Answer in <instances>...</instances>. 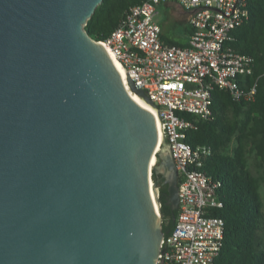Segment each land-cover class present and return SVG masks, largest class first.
<instances>
[{"label": "water", "instance_id": "95a60500", "mask_svg": "<svg viewBox=\"0 0 264 264\" xmlns=\"http://www.w3.org/2000/svg\"><path fill=\"white\" fill-rule=\"evenodd\" d=\"M101 2L0 0V264H156L153 171L178 208L155 118L84 28Z\"/></svg>", "mask_w": 264, "mask_h": 264}, {"label": "built area", "instance_id": "2783aa9c", "mask_svg": "<svg viewBox=\"0 0 264 264\" xmlns=\"http://www.w3.org/2000/svg\"><path fill=\"white\" fill-rule=\"evenodd\" d=\"M169 1L190 13L185 46L160 39L154 18L157 6ZM248 15V0H144L97 40L154 102L162 136L156 151L167 146L178 171L177 217L163 236L156 264H214L222 249L224 220L210 214L221 205L216 192L220 183L201 169L212 148L191 145L186 137L198 119L211 116L214 87L236 100L254 99L256 84L244 88L239 80L251 73L253 58L229 44L232 30Z\"/></svg>", "mask_w": 264, "mask_h": 264}, {"label": "trees", "instance_id": "16d2710c", "mask_svg": "<svg viewBox=\"0 0 264 264\" xmlns=\"http://www.w3.org/2000/svg\"><path fill=\"white\" fill-rule=\"evenodd\" d=\"M142 1L102 0L84 28L93 39H104L129 8ZM248 12V18L232 30L229 44L253 58L251 73L239 80L244 88L256 84L254 99L236 100L227 90L214 87L211 116L198 119L186 137L191 145L212 148L201 169L220 183L216 192L221 205L210 214L224 220V240L214 264H264V0H248ZM152 178L156 181L154 171ZM165 191L166 186L159 187L161 226L168 233L177 210L173 217L165 205Z\"/></svg>", "mask_w": 264, "mask_h": 264}, {"label": "crops", "instance_id": "0c3cea01", "mask_svg": "<svg viewBox=\"0 0 264 264\" xmlns=\"http://www.w3.org/2000/svg\"><path fill=\"white\" fill-rule=\"evenodd\" d=\"M157 7L158 13L156 16L160 17V20L155 21L160 26L161 41L168 45H187L191 31L188 20L189 11L174 1L161 3ZM171 24H173V27H171Z\"/></svg>", "mask_w": 264, "mask_h": 264}, {"label": "bare ground", "instance_id": "6f19581e", "mask_svg": "<svg viewBox=\"0 0 264 264\" xmlns=\"http://www.w3.org/2000/svg\"><path fill=\"white\" fill-rule=\"evenodd\" d=\"M111 56V59L117 69V71L119 72L120 74V77L125 85V88L127 89L129 95L131 96V98L136 102L138 103L139 105H141L144 109H146L147 111H149L153 117L155 118V121H156V125H157V130H158V141H159V144L162 142V136H161V132L159 131V125H158V119H157V115L155 113V110L154 108L148 104L147 102H145L138 94H136L135 92H132L128 86V83H127V75H126V72L124 70V68L122 67V65L120 64V62L118 61L117 58H115L112 54H110ZM155 160H156V157L154 156L152 158V161H151V165H153L155 163Z\"/></svg>", "mask_w": 264, "mask_h": 264}, {"label": "rangeland", "instance_id": "374dc122", "mask_svg": "<svg viewBox=\"0 0 264 264\" xmlns=\"http://www.w3.org/2000/svg\"><path fill=\"white\" fill-rule=\"evenodd\" d=\"M155 20L156 21L160 20V17L155 15ZM170 23H172V22H170ZM171 27H173V24H171ZM252 162H253V160L250 158L249 159V163L251 164ZM261 193H262V197H263V200H264V184L261 186Z\"/></svg>", "mask_w": 264, "mask_h": 264}, {"label": "flooded vegetation", "instance_id": "af4514ba", "mask_svg": "<svg viewBox=\"0 0 264 264\" xmlns=\"http://www.w3.org/2000/svg\"><path fill=\"white\" fill-rule=\"evenodd\" d=\"M163 179L161 178V175L160 174H157L156 175V182L158 184V190H159V187L161 186H166L165 184H163Z\"/></svg>", "mask_w": 264, "mask_h": 264}]
</instances>
